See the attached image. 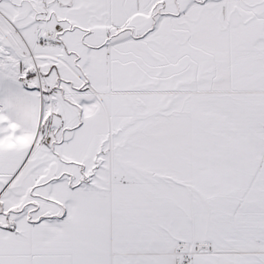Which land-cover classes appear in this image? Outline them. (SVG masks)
Instances as JSON below:
<instances>
[{
  "label": "snow or ice",
  "instance_id": "1",
  "mask_svg": "<svg viewBox=\"0 0 264 264\" xmlns=\"http://www.w3.org/2000/svg\"><path fill=\"white\" fill-rule=\"evenodd\" d=\"M0 264H264V0H0Z\"/></svg>",
  "mask_w": 264,
  "mask_h": 264
}]
</instances>
